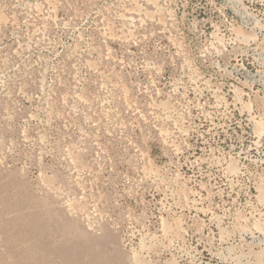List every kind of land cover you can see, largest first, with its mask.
Returning a JSON list of instances; mask_svg holds the SVG:
<instances>
[{
	"label": "rangeland",
	"instance_id": "374dc122",
	"mask_svg": "<svg viewBox=\"0 0 264 264\" xmlns=\"http://www.w3.org/2000/svg\"><path fill=\"white\" fill-rule=\"evenodd\" d=\"M0 264H264V0H0Z\"/></svg>",
	"mask_w": 264,
	"mask_h": 264
}]
</instances>
